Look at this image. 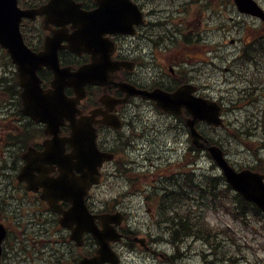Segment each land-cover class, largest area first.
Wrapping results in <instances>:
<instances>
[{
    "label": "flooded vegetation",
    "instance_id": "flooded-vegetation-1",
    "mask_svg": "<svg viewBox=\"0 0 264 264\" xmlns=\"http://www.w3.org/2000/svg\"><path fill=\"white\" fill-rule=\"evenodd\" d=\"M32 1L34 6H40L42 2L41 0ZM73 1L80 4L81 9L85 11H92L96 7L94 0ZM128 2L134 10L136 8L140 13L139 22L136 23L137 16L133 14L130 16V33L128 35L114 34L109 36L114 45L111 58L121 64L120 69L109 73L110 81L107 84L99 86L87 84L84 87L86 88V97L81 102L80 109L83 115H88L93 109L101 108L104 113L113 114L120 120V129L102 123L94 124L98 150L114 155L111 164L104 163L101 168V171L104 172L112 165L111 176L114 178V182L111 183L107 180L101 184V187L109 188L112 184L115 189H120L118 178L120 182H126L122 180L124 177L122 171L140 167V164L134 160L123 161L119 159L120 154L127 156L139 153L138 156L144 158V162L148 160V171L153 180L147 181V184L144 181L148 186L147 193L142 190L139 180H134L128 185L134 189L136 187L141 189L139 203L151 205L153 204L151 202L156 198L151 191L154 186L160 187L165 184L164 180L167 179V185L181 187L182 181L177 180L175 182L173 180L175 177L167 176L172 171L165 167L167 156L164 146L158 144L160 141L157 139L149 141L146 132L149 131L150 126L154 128L153 131L158 132L160 129L164 130L163 133L169 131L173 147H176L179 145L177 143L179 138L184 135L186 116L183 113L177 117L164 115L155 108L152 101L145 99L142 93L156 89L171 93L184 85L204 88L200 82L199 45L200 43L211 45V0H128ZM227 2H229L227 10H234L235 7L231 6L234 0ZM254 2L264 11V0H254ZM205 12L207 13V21ZM231 19L239 25L246 23V20L239 15L231 17ZM42 20V17H38L33 26V38L37 43V51L41 50L45 36L51 35L50 31L43 30ZM247 20L263 27V24L255 18L247 17ZM205 22H207V26H205ZM250 46L251 43L245 42L242 45V52L251 50ZM3 58H6V55L0 49V88H6L11 95L10 105L6 110L8 114L12 115L15 113L13 89L19 87L13 73H9L6 69V65L2 61ZM59 59L61 66L69 67L71 71H75L89 62L88 55L77 56L67 50L59 52ZM209 62L211 63V58H209L208 64ZM52 79L51 73H42V82L47 87H49ZM120 84H126V86ZM120 88H130L133 95H130L125 103L113 107L103 95H108L115 100L123 99L125 93ZM65 92L67 95L72 93L69 89H66ZM149 110L162 115V117H159L160 119L155 122L152 118L150 125H145L140 121L145 120V112ZM135 117L142 118L136 119ZM14 118L15 120L12 117L8 119V123L12 124L11 127H4L10 132L9 135L4 136L7 140L19 137L24 128V119L18 104ZM95 120L98 122L102 118L97 117ZM26 123L28 124L25 126L23 136L32 137L35 131L37 136L35 137L34 144L36 147L34 148L42 151L40 126L29 121ZM162 125L163 127H161ZM145 126L146 128H144ZM13 131H16V134ZM68 133L69 130L64 125L60 128L59 136L66 137ZM42 135L43 139L47 138L43 133ZM4 137L0 136L1 139ZM146 143L147 145H145ZM9 146L12 147L13 145L10 144ZM9 150L8 168L2 170L3 166L0 164V224L3 225L6 232L1 244L0 263L77 264L81 259L94 257L99 248L95 239L90 234L85 233L82 236V244L77 245L70 238L71 231L59 225L60 215L49 210L47 204L41 201L39 193L26 191L25 184L16 179V173L21 169L23 162L21 158L16 159L19 153L14 146ZM65 152H70L68 146L65 147ZM171 152H175V150L171 149ZM169 157L171 158V156ZM4 166L6 165L4 164ZM122 168L123 170H121ZM176 173V177H178L182 171ZM51 175L56 176L57 173L51 172ZM98 186L93 189L95 190ZM90 199H93V196L87 198V206L93 214H111L122 209L121 207L119 209L102 207ZM60 204L63 209L69 207L66 203ZM147 212L153 215L151 208H147ZM95 223L101 227L98 220ZM110 248L118 257L124 251L120 243L112 242Z\"/></svg>",
    "mask_w": 264,
    "mask_h": 264
},
{
    "label": "water",
    "instance_id": "water-1",
    "mask_svg": "<svg viewBox=\"0 0 264 264\" xmlns=\"http://www.w3.org/2000/svg\"><path fill=\"white\" fill-rule=\"evenodd\" d=\"M0 1L4 3V0ZM242 8L245 11H251V7L247 3H243ZM256 14L259 15L258 13ZM21 16L30 17L31 13L19 12L15 7L14 0H8V4L5 8L0 7V44L8 49L13 63L17 65L19 82L23 88V112L25 115L39 122L46 123L48 126L47 133L55 135V132H57L55 129L64 119L69 120L72 129V137L61 141L69 143L72 147V153L68 156L71 167L65 171L62 170L61 172L63 174L61 179L51 186L55 191L60 189L61 193L55 196L57 199L54 202L50 201V206L53 210H56L54 204L58 199H64L72 204L71 209L63 213L64 216L61 219L63 226L70 227L72 223L85 219L90 223L91 217L84 206L83 197L91 184L98 182V167L101 162L105 159H110V157L105 158L95 149L93 137H90L86 132L90 126V120L75 121V116L78 114L76 104L83 97V88L75 87L79 85V82H81V85L88 81L91 83H99L102 78L96 71L103 63L105 65L107 64L108 56L105 55V50V56L102 57L101 55L103 50L102 47L105 48L106 44L101 39V30L97 31L99 21L96 16L89 18V25L91 28V30H89L91 32L89 40L85 39V36L89 33V31H87L81 35L83 36L82 43L69 44V49L72 52L79 53L80 51H85L91 54V64L80 68L76 73H68L67 75L63 70L59 69L54 47L46 44L45 52L35 55L24 46L18 32V24ZM114 24L113 21H110L104 23L103 26L111 27ZM58 47L59 46H57L56 49H58ZM42 66H46L54 72L56 82L60 83L59 88H56L55 83L53 90L43 91L39 88V79L36 72ZM65 85L73 87L77 95L72 101H68L64 98V88L62 87ZM150 97L154 99L157 105L163 110L173 111V109L181 108H186L188 110L192 117L189 127H191V138L193 143L208 151L211 159L221 170L226 182L234 190L238 191L245 200L255 204L264 212V177L249 170H242L240 172L235 171L226 162L219 148L209 146L208 143L205 145L199 143L201 136L193 129L197 121H203L213 126L221 125V119H219V106L214 102L201 98L192 99L190 97V91L187 88H181L171 95L153 93L150 94ZM97 113L99 112H92L91 117ZM54 142H57L56 138ZM56 146H58L59 149V145L56 144ZM60 157L57 161L60 165H64L65 161ZM25 158L28 161L27 165L31 166L29 157L26 156ZM73 169L78 170L80 176L69 177ZM39 185L43 184L39 183ZM28 188L32 189L30 182H28ZM43 197L46 199L52 198L48 191H45ZM86 229L89 230L90 228L87 227ZM94 234L99 240V243L104 246L98 251V255L100 256L98 262L101 259V262L105 261L107 259L106 254L110 253L106 239L109 235L104 233ZM2 238L3 232L0 230V241ZM108 260L111 261L110 259Z\"/></svg>",
    "mask_w": 264,
    "mask_h": 264
},
{
    "label": "rangeland",
    "instance_id": "rangeland-1",
    "mask_svg": "<svg viewBox=\"0 0 264 264\" xmlns=\"http://www.w3.org/2000/svg\"><path fill=\"white\" fill-rule=\"evenodd\" d=\"M213 8L216 9L217 6L214 5ZM222 18H223L222 16L218 17L216 15H213V17H211V40L215 41L217 44L221 46L220 50L225 52V55L230 54V56L226 58L230 61L232 60V58L235 57L234 52L236 51V46L234 47L230 46V40L235 39L236 36H231V38L228 39L222 38L224 36L223 31L219 30L218 27L220 22L223 23V21L221 20ZM225 18L227 19L228 16H226ZM220 50L216 52H220ZM226 63L227 62L225 61L222 62L219 61L218 63L216 62L217 66H219L220 69L216 68L215 71L211 70V72H205V71L200 72V82L204 85L203 93L213 98H219L220 94L225 96L224 91L226 89L235 88L236 86H238V84L232 85L233 83H235V79H233L234 75L231 72H225L224 70V68L226 67L232 68L233 63H230L228 66H225ZM208 86H211L209 90H208ZM247 115L248 116L250 115V111L248 109L243 111L238 110L236 112L228 113L226 118H228L230 122L237 121L239 123V122H243L244 119H246ZM235 126L237 125H234L233 123L232 128L233 127L236 128ZM3 127H4V123L0 121V136H3V132L1 131ZM207 134H209L208 131ZM209 136L210 138H214L216 141L222 142L226 145V150L228 153L227 158L235 167L243 168L253 165L255 161V157L252 155L250 148H253V144L256 140L255 136L257 135L249 138L243 137L242 141H239L235 137L229 136L227 132L211 131ZM182 141L183 143H185L186 138H183ZM258 154H260V157H264L263 150H259ZM200 155L201 157H200V162L198 164L199 166L198 174L217 171L216 167L212 164L209 158H207L204 154H200ZM118 183L121 186V183L120 182ZM97 195H98L97 196L98 202H100V205L103 206L104 205L103 201L106 202V200H110L111 196L116 194L113 188H108L105 191L99 189ZM118 201L119 203L122 202V200L119 198ZM136 202L137 201L134 202L133 199L126 200V202L121 204V207L126 208L125 211H127L129 214V219L131 222L132 229L137 230L138 233L141 235L148 234V236H151L150 234L153 225L148 222V216L146 215V211L142 209L136 214V211L133 212L131 210V209H136L135 208ZM105 205H108L107 207H112V205L109 204L108 202L105 203ZM127 208H131V209H127ZM206 215L208 222H210L212 226L221 229L223 234L222 236L223 239H225L226 245L233 252L234 263L247 262V263L255 264L256 262H260V263L264 262V251L262 249H259L260 244L263 242V239L261 233L257 230V229L259 230L262 229L261 222L255 220L253 221L251 227H243L239 223L234 222L225 215H218L211 212L207 213ZM139 216L144 217V219H141L137 223V221L135 220L138 219ZM148 225H150V229L146 230L144 227ZM154 240L157 243L154 250L152 251V254L150 251L140 252L136 250L131 252L130 250L127 249L126 253L123 254L125 264H145L146 261H148L149 264L165 262L166 257L164 255L170 254L172 250L169 247V245L161 242L157 236H154ZM152 249L153 246L151 247V250ZM200 249H204L200 246V244L191 243V246H189L190 251L189 254L187 255L188 258L183 259L184 258L183 254L179 256L175 255L173 262H178L182 264L183 263L199 264L201 258L200 255L199 257L197 256V252L200 251Z\"/></svg>",
    "mask_w": 264,
    "mask_h": 264
},
{
    "label": "trees",
    "instance_id": "trees-1",
    "mask_svg": "<svg viewBox=\"0 0 264 264\" xmlns=\"http://www.w3.org/2000/svg\"><path fill=\"white\" fill-rule=\"evenodd\" d=\"M245 93L246 91L236 94V97L231 101V106L239 107L246 103L249 99L247 98L248 95H245ZM256 129L257 123L254 122V124L249 125L247 122H243L241 125H238L236 129H233L231 134L233 133L232 137L242 141L244 136H255L253 131ZM256 140H258V137ZM22 143L24 144L25 141L22 140ZM213 143L218 142L213 141ZM224 151L226 152L227 150L225 149ZM251 168L258 172H262V162L258 160ZM226 200H228V204ZM220 204L224 207L229 206L233 208L230 214L233 218H238L243 223H245L247 217L252 215H254L258 221H264V217L259 210L244 202L240 196L233 194L230 188L224 183L222 177L202 175L199 184L197 211L195 212V208L192 206H185L182 215L179 216L178 210H174L173 216L170 217L172 222L170 236L175 245H178L180 241L186 239L201 241L206 246L208 252L203 256V261H208L206 262L208 264H225L231 257L230 252L225 249L224 242H222V239L218 236V229L210 228L206 223V209L215 210L216 208H221L219 207ZM226 211L228 210L226 209Z\"/></svg>",
    "mask_w": 264,
    "mask_h": 264
},
{
    "label": "bare ground",
    "instance_id": "bare-ground-1",
    "mask_svg": "<svg viewBox=\"0 0 264 264\" xmlns=\"http://www.w3.org/2000/svg\"><path fill=\"white\" fill-rule=\"evenodd\" d=\"M237 145V144H236Z\"/></svg>",
    "mask_w": 264,
    "mask_h": 264
}]
</instances>
